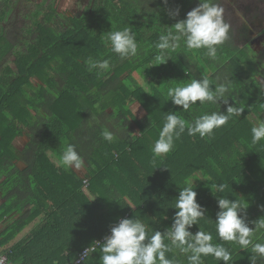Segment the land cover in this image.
I'll list each match as a JSON object with an SVG mask.
<instances>
[{"label": "trees", "instance_id": "obj_1", "mask_svg": "<svg viewBox=\"0 0 264 264\" xmlns=\"http://www.w3.org/2000/svg\"><path fill=\"white\" fill-rule=\"evenodd\" d=\"M197 3L87 0L79 14L65 16L53 0H0V244L10 262L73 264L123 217L136 215L150 232L163 231L176 211L178 185L201 168L228 186L220 195L248 204L249 221L264 216V140L251 143V117L264 119V93L254 83L264 79L263 58L251 43L240 45L232 27L216 61L203 49L181 47L166 63L151 66L160 36ZM176 9L172 18L169 11ZM124 28L134 33L140 55L122 60L105 44L110 31ZM89 56L109 59L110 69L89 72ZM205 76L231 79L244 113L210 137L185 131L174 150L153 163L152 146L169 112L191 123L226 110L198 101L186 113L172 103L170 88ZM105 129L114 133L112 142L102 138ZM69 143L85 161L81 170L59 164ZM206 183L197 181V200L207 209L200 224L213 243L232 252L235 264H250L246 250L217 235V199ZM257 235L264 243V234ZM99 255L97 249L80 264H100ZM167 256L187 264L177 250ZM204 264L224 262L207 257Z\"/></svg>", "mask_w": 264, "mask_h": 264}, {"label": "clouds", "instance_id": "obj_2", "mask_svg": "<svg viewBox=\"0 0 264 264\" xmlns=\"http://www.w3.org/2000/svg\"><path fill=\"white\" fill-rule=\"evenodd\" d=\"M164 2L167 3V0ZM224 11L220 0H198L197 5L186 13L184 19L171 24L166 33L160 36L156 44L159 55L151 66L166 63L181 47L193 51L203 49L208 59L218 60V49L229 41L232 30L230 22L225 20ZM169 15L172 18L177 17L179 9L170 10ZM105 47L122 60L140 55L136 37L129 28L110 31ZM84 63L89 72H106L110 69L109 59L89 56ZM254 83L260 89V93H264V79H258ZM168 96L174 105L182 106L186 113L197 105L198 101L199 105L219 104L227 107L225 111L200 115L191 123L169 112L164 117L158 139L152 146L153 163L157 158L162 160L172 152L176 140L180 139L185 131L189 136L198 134L201 138L210 137L215 129L224 126L233 116H239L245 111V108L239 105L232 80L228 78L221 80L217 77L215 81L207 76L193 78L190 83L176 84L170 88ZM153 124L151 120V126ZM101 135L108 142L114 139V133L107 129L103 130ZM262 140L264 119L258 117L251 127V143L256 145ZM59 164L65 169L78 171L84 167L85 161L76 150V145L69 143L62 152ZM197 181L207 182L206 186L217 199L219 210L216 213L215 228L220 240L235 243L240 250H246L250 254L248 255L250 264H260L264 261V243L258 242L257 235L264 234V216L249 221L246 211L248 204L236 198L220 195L228 186L217 183L202 168L188 176L183 186L178 185L179 194L173 207L176 211L169 227L163 231L150 232L147 224L136 215L120 218L110 227V232L102 240H93L84 249L83 259L99 249L100 264H175L167 254L177 250L186 257L187 264H204L207 257L224 264H235L232 252L221 244L213 243L212 234L205 231L200 224L201 219L206 216L207 209L197 200ZM109 199L118 201L115 197ZM250 224L255 227H250ZM196 225L199 226L198 230L191 231Z\"/></svg>", "mask_w": 264, "mask_h": 264}, {"label": "rangeland", "instance_id": "obj_3", "mask_svg": "<svg viewBox=\"0 0 264 264\" xmlns=\"http://www.w3.org/2000/svg\"><path fill=\"white\" fill-rule=\"evenodd\" d=\"M53 1L58 10L65 16L79 14L87 2V0ZM220 3L225 10L224 17L235 29L240 45L251 43L259 57L264 60V35L260 33L264 24V0H220ZM131 108L137 117L143 116L144 111L137 103L131 104ZM257 118L254 115L251 117L253 122ZM132 128L137 131L134 123H132ZM85 190L87 191L86 188Z\"/></svg>", "mask_w": 264, "mask_h": 264}, {"label": "built area", "instance_id": "obj_4", "mask_svg": "<svg viewBox=\"0 0 264 264\" xmlns=\"http://www.w3.org/2000/svg\"><path fill=\"white\" fill-rule=\"evenodd\" d=\"M86 181V180H85ZM5 219V218H4ZM2 220L0 219V228L2 227L3 225V222L5 220ZM102 240V239H101ZM83 253H84V250H82L80 253H79V256L77 257V259L73 262V264H80L84 259H83ZM0 264H13L12 262H10L7 258V255L3 252L2 250V246L0 244Z\"/></svg>", "mask_w": 264, "mask_h": 264}]
</instances>
